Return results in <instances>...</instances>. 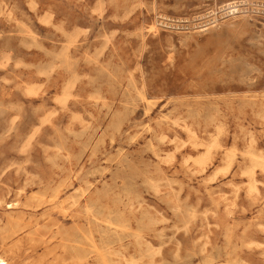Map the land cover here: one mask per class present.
Segmentation results:
<instances>
[{
	"label": "rangeland",
	"instance_id": "1",
	"mask_svg": "<svg viewBox=\"0 0 264 264\" xmlns=\"http://www.w3.org/2000/svg\"><path fill=\"white\" fill-rule=\"evenodd\" d=\"M12 248L264 264V0H0L9 264Z\"/></svg>",
	"mask_w": 264,
	"mask_h": 264
},
{
	"label": "bare ground",
	"instance_id": "2",
	"mask_svg": "<svg viewBox=\"0 0 264 264\" xmlns=\"http://www.w3.org/2000/svg\"><path fill=\"white\" fill-rule=\"evenodd\" d=\"M233 4L234 3L230 4L231 8H233L232 12H236V11L238 12V10H237L238 6H232ZM18 245H20V244H16L15 247L17 246V248H18ZM17 250H19V248ZM17 250H15V248H12L10 250L11 256H12V261L14 262V264H18L19 263V257L17 255L18 254ZM0 264H9V263L6 261V259H4L2 256H0Z\"/></svg>",
	"mask_w": 264,
	"mask_h": 264
}]
</instances>
